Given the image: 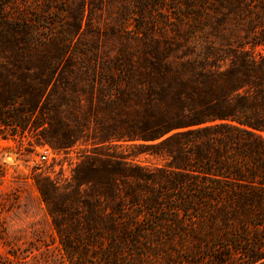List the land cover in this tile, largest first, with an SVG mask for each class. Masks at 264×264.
Instances as JSON below:
<instances>
[{
	"label": "trees",
	"instance_id": "1",
	"mask_svg": "<svg viewBox=\"0 0 264 264\" xmlns=\"http://www.w3.org/2000/svg\"><path fill=\"white\" fill-rule=\"evenodd\" d=\"M263 133L264 0H0V139L86 146L67 264H264Z\"/></svg>",
	"mask_w": 264,
	"mask_h": 264
},
{
	"label": "rangeland",
	"instance_id": "2",
	"mask_svg": "<svg viewBox=\"0 0 264 264\" xmlns=\"http://www.w3.org/2000/svg\"><path fill=\"white\" fill-rule=\"evenodd\" d=\"M85 149L79 143L61 152L33 150L20 138L0 139V264H67L41 188L52 184L63 191ZM117 152L128 153L127 144L120 143Z\"/></svg>",
	"mask_w": 264,
	"mask_h": 264
},
{
	"label": "built area",
	"instance_id": "3",
	"mask_svg": "<svg viewBox=\"0 0 264 264\" xmlns=\"http://www.w3.org/2000/svg\"><path fill=\"white\" fill-rule=\"evenodd\" d=\"M48 155V150H45L43 153H42V155H41V159L42 160H46L47 159V156Z\"/></svg>",
	"mask_w": 264,
	"mask_h": 264
}]
</instances>
